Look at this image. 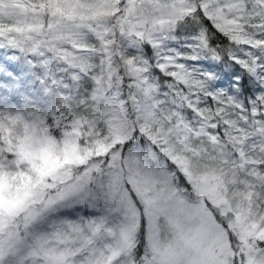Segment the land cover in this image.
Masks as SVG:
<instances>
[{"label":"snow or ice","instance_id":"1","mask_svg":"<svg viewBox=\"0 0 264 264\" xmlns=\"http://www.w3.org/2000/svg\"><path fill=\"white\" fill-rule=\"evenodd\" d=\"M0 264H264V0H0Z\"/></svg>","mask_w":264,"mask_h":264}]
</instances>
